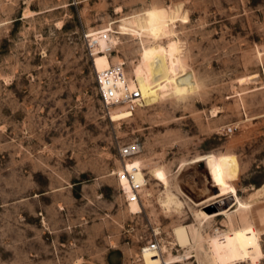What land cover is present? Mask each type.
Segmentation results:
<instances>
[{
  "label": "rangeland",
  "instance_id": "obj_1",
  "mask_svg": "<svg viewBox=\"0 0 264 264\" xmlns=\"http://www.w3.org/2000/svg\"><path fill=\"white\" fill-rule=\"evenodd\" d=\"M95 29L109 31L98 42L112 48L92 60L83 32ZM111 63L144 98L108 116L94 68ZM225 124L236 128L221 134ZM135 137L145 186L126 203L112 170ZM218 182L229 191L215 201ZM165 186L181 210L163 207ZM255 190H264V0H0V264H153L140 253L153 233L160 261L199 264L204 238L230 227L224 215L199 222L200 208L252 223L261 256L232 264H264ZM180 224L202 236L188 258L172 234Z\"/></svg>",
  "mask_w": 264,
  "mask_h": 264
},
{
  "label": "built area",
  "instance_id": "obj_2",
  "mask_svg": "<svg viewBox=\"0 0 264 264\" xmlns=\"http://www.w3.org/2000/svg\"><path fill=\"white\" fill-rule=\"evenodd\" d=\"M109 31L106 29L87 30L83 32V47L88 57L92 59L96 52H109L110 45L100 47L99 39L106 40ZM130 76L127 75L123 63H111L99 70L94 68V79L96 91L100 104L109 116L113 107H123L132 111L135 107L143 103L140 89L135 82H130ZM236 128L235 125L225 124L221 126L220 133L228 134ZM142 143L138 138H131L121 143L117 148V166L112 170L116 187L124 202L140 200L141 165L134 160V157L141 151ZM144 176V174H143ZM220 230L219 227L214 230ZM215 232V231H214ZM220 238V237H219ZM160 237L155 233L149 237L144 245L140 247V253L143 248L151 252L152 259H156L153 264H166L160 261L162 256V247Z\"/></svg>",
  "mask_w": 264,
  "mask_h": 264
},
{
  "label": "bare ground",
  "instance_id": "obj_3",
  "mask_svg": "<svg viewBox=\"0 0 264 264\" xmlns=\"http://www.w3.org/2000/svg\"><path fill=\"white\" fill-rule=\"evenodd\" d=\"M96 53L93 54L92 60H93L94 55ZM140 94H141V98L143 101L144 95H143V92L141 91V89H140ZM127 111H129V110H127ZM129 112H131V111H129ZM202 161H204V160H202ZM196 162H198V161H196ZM204 162H205V165L208 169L209 176H211V174H212L211 170H210L207 162L206 161H204ZM140 174L142 175L141 176V182H142L141 188H142L143 186H145L144 185V183H145L144 178L145 177L143 176V174H144L143 172L142 173L140 172ZM151 175H153L154 178L162 180V182H164V184H168L167 183V181H168L167 176L161 168H156V169L152 170ZM213 186H215L217 188V192L211 194L209 199L215 198V201L219 200V198H217V197L224 196L229 191L227 185L224 184L223 182H218V183L214 184ZM165 187H164V195L160 199L161 204L167 210L172 209V210H175L176 212L179 211V209L181 207V200L178 198V196L175 193L171 192L167 187L166 188ZM255 191H256V193H263L264 194V190H255ZM253 194H255V192ZM209 199H205L204 201L209 200ZM204 201H202L200 203H203ZM200 203H195V204L198 205ZM235 203H237V199H235L234 204ZM248 203H250V202H248ZM205 204H203L201 206L202 207L206 206L207 204L206 205ZM240 206H239V209L241 208ZM246 206H248V205H246ZM242 207H243V210H245L244 209L245 205H243ZM195 215H196V217H198L199 222L201 221V219L211 218V217L216 216V215H224L227 217V220L230 223L229 228L223 229V231L220 230L222 232H220L216 229V231L211 236H208L207 238H204V236H203L205 245L203 244L204 246L201 245V247H199V249L201 251L200 253L202 254V256L199 257L200 260H198L199 264H232V263H235L237 261H243L245 259L249 260L251 263H255L259 259V257L261 256L262 251H261L260 243H259L260 231L258 232L252 223H246L243 225L234 226L232 224V219H231V214L229 213V209H227V210H224V209L213 210L211 212H207V211L200 208L196 211ZM197 230H196V227H194L192 224H190V225L180 224V225L175 226L172 229V234H173L175 242L178 245H180L181 247H184V249H186L185 253H184L185 255L182 256L183 258H188L192 255L189 253L190 252L189 248H191V246H192L191 243L194 241V239L197 238L198 241H199V239L201 241L202 236L199 232V228ZM197 244H199V243H197ZM197 255H198V253H197ZM177 258H179V257H177ZM181 259L182 258L180 257L178 260H175V259L172 260V257H170L167 259L166 263L171 264V263L179 261ZM169 260H172V261H169Z\"/></svg>",
  "mask_w": 264,
  "mask_h": 264
}]
</instances>
